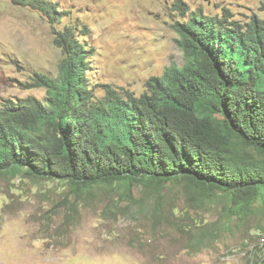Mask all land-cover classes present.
I'll list each match as a JSON object with an SVG mask.
<instances>
[{
  "label": "trees",
  "instance_id": "16d2710c",
  "mask_svg": "<svg viewBox=\"0 0 264 264\" xmlns=\"http://www.w3.org/2000/svg\"><path fill=\"white\" fill-rule=\"evenodd\" d=\"M12 1L52 23L64 15L52 0ZM175 4L185 12L175 24L185 62L152 77L141 95L110 89L96 101L89 50L76 27L59 30L60 72L37 83L48 87L47 99L0 107V174L61 179L79 192L119 184L131 202L152 201L160 219L179 211L174 187L195 210L222 191L229 198L224 221L246 216L264 197V19L245 28L203 12L188 16L182 0ZM224 227L215 224L202 242Z\"/></svg>",
  "mask_w": 264,
  "mask_h": 264
},
{
  "label": "rangeland",
  "instance_id": "374dc122",
  "mask_svg": "<svg viewBox=\"0 0 264 264\" xmlns=\"http://www.w3.org/2000/svg\"><path fill=\"white\" fill-rule=\"evenodd\" d=\"M52 1L64 11L58 23L0 0V107L47 99L48 87L37 83L57 78L64 54L55 38L67 25L89 50L86 75L96 101L110 89L141 95L152 77L185 62L175 29L185 17L178 0ZM182 1L188 16L203 12L245 28L264 19V0ZM141 191L134 186L135 199ZM174 193L179 211L160 219L152 201L131 202L119 184L79 192L61 179L0 174V264H254L264 256V197L229 223L222 191L198 210L186 207L181 186ZM215 224L225 227L202 242Z\"/></svg>",
  "mask_w": 264,
  "mask_h": 264
}]
</instances>
